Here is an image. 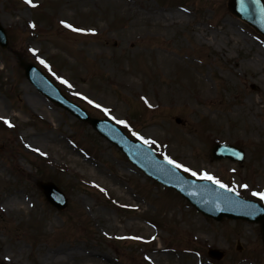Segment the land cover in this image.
<instances>
[{
  "label": "rangeland",
  "instance_id": "obj_1",
  "mask_svg": "<svg viewBox=\"0 0 264 264\" xmlns=\"http://www.w3.org/2000/svg\"><path fill=\"white\" fill-rule=\"evenodd\" d=\"M98 1L0 0V116L13 125L0 121V263L264 264L258 224L203 217L41 95L19 65L33 63L131 139L155 141L147 145L186 176L207 172L264 204L253 196L264 192V38L227 0ZM33 137L40 151L28 146ZM217 142L245 159L212 160ZM39 181L53 182L66 207L49 203ZM13 196L23 202L10 208ZM54 251L66 259L57 263Z\"/></svg>",
  "mask_w": 264,
  "mask_h": 264
},
{
  "label": "water",
  "instance_id": "obj_2",
  "mask_svg": "<svg viewBox=\"0 0 264 264\" xmlns=\"http://www.w3.org/2000/svg\"><path fill=\"white\" fill-rule=\"evenodd\" d=\"M227 7L230 12L247 21L264 35V0H228ZM6 45L7 36L0 25V46L6 47ZM20 65L24 69L26 78L41 94L77 118L88 121L100 135L105 136L118 146L129 160L148 176L174 188L205 216L213 217L216 220L227 217L260 223L264 241V208L260 204L252 200H245L233 191L212 182L185 178L176 167L157 158L155 152L148 146L125 136L111 121L91 118L85 110L69 102L33 64L20 62ZM211 156L213 159L228 156L232 159L242 160L243 152L230 145L216 144L211 149ZM38 186L52 204L59 209L65 207L66 199L53 183H38ZM208 252L210 256L217 259L223 255V252L215 249Z\"/></svg>",
  "mask_w": 264,
  "mask_h": 264
},
{
  "label": "snow or ice",
  "instance_id": "obj_3",
  "mask_svg": "<svg viewBox=\"0 0 264 264\" xmlns=\"http://www.w3.org/2000/svg\"><path fill=\"white\" fill-rule=\"evenodd\" d=\"M26 2L29 4V5H32V6H35L34 4H33V0H26ZM61 23L62 24H65V26L66 27H68V28H73V25L72 24H70V23H67V22H65V21H61ZM32 27H35V25L33 24L32 25ZM73 30H75V31H84L83 29H79V28H75V29H73ZM89 31H94V30H89ZM33 52H35L36 50L35 49H33L32 50ZM42 64L43 63H45V61H43V60H41L40 61ZM63 82L65 83V84H67L68 83V81L67 80H63ZM85 99H88L87 97H85ZM90 103H91V101H89ZM97 107H100V105H96ZM105 110V112H107L108 111V109H104ZM0 121H3L5 124H7L8 126H13L12 124H11V121L8 119V118H6V117H4V116H0ZM119 123H121V124H125L126 122L125 121H118ZM138 135V134H137ZM141 139H143L144 140V142L147 144V143H155V141H149V140H146V139H144V137H140ZM36 151H40L38 148L37 149H35ZM166 159L168 160V162L170 163V164H173L175 167H184L183 165H181V164H178L175 160H173V159H171L170 157H166ZM186 171H191V169H185ZM192 175L193 176H196V175H198V173H196L195 171H192ZM202 176H203V178L204 179H208V180H212V181H214L215 183H217V184H219L220 185V187H222V188H227L228 186L227 185H225V184H222L218 179H216V177H214V176H212V175H209L207 172H204L203 174H202ZM242 187H244V188H248V185H242ZM233 191H234V189H233ZM253 196H255V197H258L259 199H261V200H264V192H253ZM5 259H8V260H10L11 258L10 257H6Z\"/></svg>",
  "mask_w": 264,
  "mask_h": 264
},
{
  "label": "bare ground",
  "instance_id": "obj_4",
  "mask_svg": "<svg viewBox=\"0 0 264 264\" xmlns=\"http://www.w3.org/2000/svg\"><path fill=\"white\" fill-rule=\"evenodd\" d=\"M106 1V0H105ZM99 3L100 2H103V1H98ZM170 16H180V12L178 11H170ZM1 111V110H0ZM25 134V133H24ZM35 137L33 138H30L27 143H28V146L32 147V148H38L41 150L42 148V145L44 144L43 142H36L35 140H33ZM47 139L49 141H55L56 139H54L53 137H47ZM17 202H23L18 196H13V197H10L6 204L10 207V208H14L16 207L17 205ZM159 249H157V251L154 253L156 256H162L163 253V249L161 247H158ZM53 254L55 253V255L53 256V258H55V261L57 263H60L61 261H63L64 259H66V256H65V253L64 252H59V251H54L52 252ZM153 257V255H152ZM62 264H66V263H63L61 262Z\"/></svg>",
  "mask_w": 264,
  "mask_h": 264
}]
</instances>
